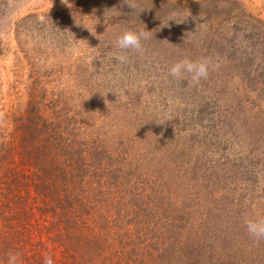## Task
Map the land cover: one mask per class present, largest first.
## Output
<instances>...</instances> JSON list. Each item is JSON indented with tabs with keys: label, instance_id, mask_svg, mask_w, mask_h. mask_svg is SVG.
Here are the masks:
<instances>
[{
	"label": "rangeland",
	"instance_id": "rangeland-1",
	"mask_svg": "<svg viewBox=\"0 0 264 264\" xmlns=\"http://www.w3.org/2000/svg\"><path fill=\"white\" fill-rule=\"evenodd\" d=\"M83 1L94 3L0 0V139L20 146V128L30 126L43 108L79 145L115 154L127 150L137 164L168 172L176 206L210 211L215 220L225 209L264 214V0H169L194 13L193 32L186 37L183 30L170 46L177 58L193 49L209 61L208 77L196 85L187 74L181 80L167 76L180 58L162 57L164 63L151 69L129 57L128 63L107 68L108 74L88 68V58L77 62L82 46L73 35L72 8ZM115 39L92 40L87 34L86 45L106 48ZM91 53L90 59L98 56ZM15 159L20 162L17 154ZM204 165L213 166L204 176L214 184L209 190L198 188L199 182L194 187L192 180L200 181L196 173L203 175ZM21 168L28 175L33 171ZM32 203L34 209L41 206L32 201L0 209V264H7L10 252L19 254L18 264L48 255L63 261L64 246L49 240L39 212L24 214ZM199 216L194 221H206Z\"/></svg>",
	"mask_w": 264,
	"mask_h": 264
},
{
	"label": "trees",
	"instance_id": "trees-1",
	"mask_svg": "<svg viewBox=\"0 0 264 264\" xmlns=\"http://www.w3.org/2000/svg\"><path fill=\"white\" fill-rule=\"evenodd\" d=\"M93 2L83 1L72 8L76 20L73 35L79 47H83L76 49L77 62L88 58L92 63L87 62L88 68L108 74L105 70L117 65L111 55L110 41L106 48H91L86 45L87 34L92 40L98 36L104 40L117 37L126 28L145 27L152 31L151 38L143 42V55L129 52L130 59L136 64L151 65V69L163 60L183 59L174 56L170 45L171 38L180 37L183 30L187 31L186 37L193 32L194 13L187 5L169 0H134L137 5L134 10L123 4V0ZM41 22L37 21L39 27ZM56 43L49 48L51 54L60 42ZM89 49L98 56L90 59ZM178 53L181 55L183 51ZM197 56L193 49L187 54L193 60ZM44 112L39 108L31 125L20 128L17 148L14 144L7 146L3 137L0 139V209L7 212L16 208L13 204L41 202L35 209L45 222L49 240L64 246L63 261L57 262L51 256L53 264H256L264 261V239L256 241L245 227V219L264 217L263 213L249 214L246 207L238 212L225 209L215 220L210 211L205 214L201 208L183 209L180 203L176 206L168 172L158 174L156 166L137 164L127 150L115 154L104 147L79 145L70 130L60 123L54 124L56 116L46 117ZM211 161L206 166L213 164ZM197 164L202 166L204 162ZM21 167H32L33 171L28 175ZM211 168L206 167L203 175L196 173L200 181L193 178L194 187L197 182L198 188L207 190L209 185H214L207 184L204 178ZM35 209L32 203L31 211L28 208L23 211L28 218L36 216ZM194 215H206V221L198 223ZM236 218L239 222L233 225ZM250 258L259 260L252 262ZM29 262L44 264V259L32 258Z\"/></svg>",
	"mask_w": 264,
	"mask_h": 264
},
{
	"label": "clouds",
	"instance_id": "clouds-1",
	"mask_svg": "<svg viewBox=\"0 0 264 264\" xmlns=\"http://www.w3.org/2000/svg\"><path fill=\"white\" fill-rule=\"evenodd\" d=\"M123 4H127L134 10L137 7L134 0H123ZM108 11L106 12V20ZM151 34L152 31H148L146 27L141 30L132 28L124 29L110 45L113 58L121 64H126L129 60L127 53L133 52L138 55H143V42L150 39ZM93 35H96V32L93 33ZM98 39L100 40L99 36ZM209 67V61L206 58H197L193 60L189 57H185L174 62L169 67L167 76L175 80H181L184 79L187 74L190 76V83L196 85L199 84L202 79L208 77ZM245 227L248 234L256 241L264 239V217L245 219ZM18 257L19 254L17 253H8L7 264H18ZM44 264H53L51 255L45 257Z\"/></svg>",
	"mask_w": 264,
	"mask_h": 264
}]
</instances>
